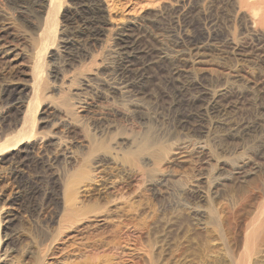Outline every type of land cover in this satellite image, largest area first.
Returning <instances> with one entry per match:
<instances>
[{"label":"rangeland","instance_id":"rangeland-1","mask_svg":"<svg viewBox=\"0 0 264 264\" xmlns=\"http://www.w3.org/2000/svg\"><path fill=\"white\" fill-rule=\"evenodd\" d=\"M80 1L0 0V264H264L255 12L238 0H99L93 42L76 33ZM26 132L61 144L32 140L18 164Z\"/></svg>","mask_w":264,"mask_h":264},{"label":"bare ground","instance_id":"bare-ground-1","mask_svg":"<svg viewBox=\"0 0 264 264\" xmlns=\"http://www.w3.org/2000/svg\"><path fill=\"white\" fill-rule=\"evenodd\" d=\"M238 3H240L241 7L246 9V10H243V11H247L248 10V11L255 12L254 15L250 16V18L248 20L249 23H250V27L252 28V32L250 34V36H251L250 38L253 39V41L255 43L254 46L257 45L258 49H262L261 51H263V54H264V0H238ZM77 7L79 8L81 26L76 30V33L81 35V36H84L85 40L90 39L93 42L97 41L98 40V36H99V31L101 29L100 23L103 20L101 14H100L101 10L99 8V0H81ZM119 40L121 41V44H123L124 51L127 50V48L131 47V44L128 43L127 37H125V35H123V34L121 35L120 34ZM131 53H133V52L129 51V53L127 54L128 58L133 57V55ZM68 55L70 56L69 58H71V56H73L72 53L68 54ZM131 62H132V60H129L128 63H127L128 65H125L126 66V70L129 71V72H132L134 74L135 77H134L133 83H135L136 85L137 84L139 85V84H141V80H142V77H143V71H142L141 67L136 66V64H132ZM25 89L26 88L23 87L20 90V92L19 91L18 92L21 94V93H23L25 91ZM7 99H9V96H7ZM57 113L59 114V116H58V120L56 122H58L59 125L60 124L62 125L61 128L64 129V132H66V133L67 132H71L73 134L74 138L78 139V137L81 136V130L78 129L77 125L73 124V122L75 120L74 119L72 120L71 115L65 113L64 111H58ZM29 127L30 126H28V129H29ZM24 130L27 131L26 128ZM30 130H31V128H30ZM28 132L30 133V131H28ZM25 135L26 136H24V137H27V140H24V139H21L20 141L18 140L19 141V144H18L19 148H18L17 154L15 156L18 164L23 162L26 159V157L29 154V152H31V149L33 147L31 146L30 142L32 140H38V139H36V136L34 137V135H35L34 133L33 134L32 133L28 134L26 132ZM38 141L42 144L43 147L52 146V147H56L57 148L61 144V140L59 138H57L55 135L40 137ZM77 143L80 144L79 142H77ZM86 177H88V176H86ZM87 180H88V178H87ZM76 185L77 184H76L75 180H72L67 185V190L64 193V200L67 201V204L70 205V206H72L74 200L76 199V194H77ZM71 212L73 213V215L76 214L75 210H72ZM78 216H80V215L72 216V217H73V219L76 220V219H80V218H77ZM68 227H69V225H68Z\"/></svg>","mask_w":264,"mask_h":264}]
</instances>
